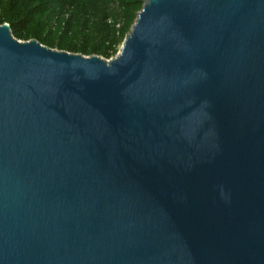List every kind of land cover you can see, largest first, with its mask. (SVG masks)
<instances>
[{
  "label": "water",
  "instance_id": "obj_1",
  "mask_svg": "<svg viewBox=\"0 0 264 264\" xmlns=\"http://www.w3.org/2000/svg\"><path fill=\"white\" fill-rule=\"evenodd\" d=\"M0 264H264V0H142L109 58L0 23Z\"/></svg>",
  "mask_w": 264,
  "mask_h": 264
},
{
  "label": "trees",
  "instance_id": "obj_2",
  "mask_svg": "<svg viewBox=\"0 0 264 264\" xmlns=\"http://www.w3.org/2000/svg\"><path fill=\"white\" fill-rule=\"evenodd\" d=\"M142 0H0V23L18 39L51 48L113 56Z\"/></svg>",
  "mask_w": 264,
  "mask_h": 264
},
{
  "label": "rangeland",
  "instance_id": "obj_3",
  "mask_svg": "<svg viewBox=\"0 0 264 264\" xmlns=\"http://www.w3.org/2000/svg\"><path fill=\"white\" fill-rule=\"evenodd\" d=\"M21 40H22V39H21ZM120 44H121V42L118 44V46H117V50H118V48H119ZM114 55H115V54H114ZM114 55H113V56H114Z\"/></svg>",
  "mask_w": 264,
  "mask_h": 264
}]
</instances>
